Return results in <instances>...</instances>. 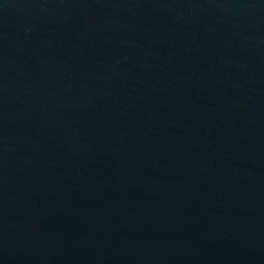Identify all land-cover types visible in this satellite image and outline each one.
<instances>
[{"label":"water","instance_id":"water-1","mask_svg":"<svg viewBox=\"0 0 264 264\" xmlns=\"http://www.w3.org/2000/svg\"><path fill=\"white\" fill-rule=\"evenodd\" d=\"M0 264H264V0H0Z\"/></svg>","mask_w":264,"mask_h":264}]
</instances>
